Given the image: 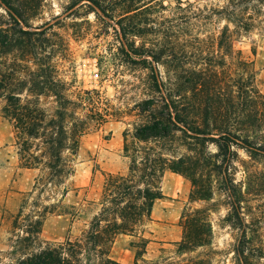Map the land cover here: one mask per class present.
<instances>
[{
  "label": "rangeland",
  "instance_id": "374dc122",
  "mask_svg": "<svg viewBox=\"0 0 264 264\" xmlns=\"http://www.w3.org/2000/svg\"><path fill=\"white\" fill-rule=\"evenodd\" d=\"M4 1L0 0V74L16 83L39 71L43 64H50L53 75L66 83L71 99L86 98L82 92H90L93 104L85 103V107L104 114L105 123L90 127L79 138L75 156L64 154L71 160V175L60 185L40 191L36 181L46 177L47 171L42 166H21L12 124L3 114L6 93L0 91V264H16L22 255L15 251L19 231L14 219L20 210L23 215L29 214L34 202L50 212L39 235L42 246L80 239L98 209L96 202L107 176L128 172L130 158L123 150L125 144L157 150L171 147L175 156L187 155L180 133L173 141L138 143L134 139L135 128L147 121L146 115L140 114L139 104L154 99L157 106L162 105L159 97L167 88L160 87L161 83L174 82L171 69L176 68L172 65L180 66L177 73L183 69L201 71L205 77L216 75L214 90L223 97L240 75L251 76L253 90L264 94V3L260 0H106L104 14L85 2L72 8L76 0ZM6 2L24 13L22 20L9 11ZM119 19L126 29L133 25L151 29V34L143 37L148 39L145 44L169 43L176 59L167 66L163 64L165 58L151 62V66L139 62L121 37ZM133 41L137 47L143 42L140 37ZM189 87L184 85L180 90L186 93ZM191 96L188 92L187 97ZM44 103L46 107L51 105L49 101ZM207 147L205 152H215L213 146ZM237 153L235 168H230L228 175L234 180L235 194L245 195L249 178L246 171L264 176V160H251L240 149ZM185 179L190 193L182 217L204 211L198 217L209 223L210 230L204 232L207 244L182 249L183 238L165 246L150 244L141 257V238H153L151 230L156 237L158 233L163 235L167 226L149 223L132 238L116 240L117 235L108 250L110 259L119 264H133L135 259L139 264H233V246L242 231L225 222L230 208L221 191L224 174L190 175ZM201 194L209 198L199 200ZM258 194L246 197L247 202L241 204V216L250 224L247 236L254 237V253H261L252 264H264V191ZM182 221L173 223V232L182 230Z\"/></svg>",
  "mask_w": 264,
  "mask_h": 264
},
{
  "label": "trees",
  "instance_id": "16d2710c",
  "mask_svg": "<svg viewBox=\"0 0 264 264\" xmlns=\"http://www.w3.org/2000/svg\"><path fill=\"white\" fill-rule=\"evenodd\" d=\"M83 2L106 13V0H76L71 7ZM6 6L22 20L24 13L10 2H6ZM121 19L118 21L121 37L127 42L130 54L140 59L139 62L151 66V62L158 63L165 58L163 64L167 66L176 59L169 43L167 46L158 41L147 42L151 46L145 44L148 39L143 37L151 34V29L137 25L126 29ZM134 37L142 38L140 46H135ZM148 57L151 60L146 59ZM42 66L39 71L30 73L27 79L16 83H12L8 75L0 74V91L6 93L7 101L3 114L12 124L19 162L25 169L42 166L47 171L46 177L36 181L35 187H40V191L47 186L60 185L71 175V160L64 154L75 156L79 138L90 127L105 123L104 114L85 107V103L93 104L89 91L82 92L86 98L71 99L66 83L53 75L52 66L47 63ZM172 66L176 68L171 69L174 82H168V85L161 83L160 88H167L159 97L162 105L157 106L158 101L154 99L139 104L140 114H145L147 121L135 128L134 139L138 143L151 139L173 141L175 134L180 133L185 140L183 145L187 155L175 156L171 147L157 150L150 146L125 144L123 150L130 158L128 172L107 176L96 202L98 209L82 237L75 241L42 246L39 235L45 215L50 213L49 208L34 202L29 214L23 215L20 210L14 219V227L19 231L15 251L22 252L16 264H119L108 257L109 247L117 235L135 236L152 221L153 204L163 197L160 184L165 171L183 178L224 174L221 191L225 192L230 208L225 222L242 231L233 246V264H252L261 258V253H254V237L247 236L250 224L241 216V204L247 202L246 197L264 191V176H259L256 171H246L249 178L246 193L242 195L239 192L235 194L234 180L228 171L235 168L239 149L251 160H264V94L253 90L251 76L240 75L223 97L214 90L218 83L216 75L205 77L201 71L183 69L177 73L180 66ZM184 85L190 86L186 93L180 90ZM188 92L192 94L191 98L187 97ZM44 101L51 105L46 107ZM84 111L88 113H82ZM210 145L215 148L214 153L205 152ZM190 181L196 186L193 178ZM204 197L209 198L201 194L199 200ZM203 213L201 210L195 215L182 217V249L207 244L204 232L209 231L210 226L205 218L198 217ZM149 242L141 238V257ZM34 245H38L37 248L29 252ZM133 264H139L138 259Z\"/></svg>",
  "mask_w": 264,
  "mask_h": 264
},
{
  "label": "crops",
  "instance_id": "0c3cea01",
  "mask_svg": "<svg viewBox=\"0 0 264 264\" xmlns=\"http://www.w3.org/2000/svg\"><path fill=\"white\" fill-rule=\"evenodd\" d=\"M160 189L163 197L154 202L151 210L152 221L148 226L161 223L167 226L163 230V235L158 233V237H156L154 230H151L149 235L153 238H150L148 245L162 244L165 246L182 239V230L173 232L172 229H175L173 223H177L182 219L183 210L190 193L189 182L178 174L165 171L161 178ZM122 237L132 238L131 236L120 234L116 240Z\"/></svg>",
  "mask_w": 264,
  "mask_h": 264
}]
</instances>
